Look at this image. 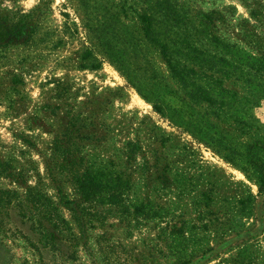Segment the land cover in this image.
<instances>
[{"label":"rangeland","instance_id":"374dc122","mask_svg":"<svg viewBox=\"0 0 264 264\" xmlns=\"http://www.w3.org/2000/svg\"><path fill=\"white\" fill-rule=\"evenodd\" d=\"M134 1L109 0L136 30ZM166 1L189 28L199 14L213 20L218 41L201 48L214 58L194 71L220 83L214 108L227 109V89L249 95L241 74L264 58V1ZM74 6L0 0V264H264L254 179L160 117L106 61L78 68ZM249 107L264 132V98ZM84 171L98 184L90 202L74 186Z\"/></svg>","mask_w":264,"mask_h":264},{"label":"trees","instance_id":"16d2710c","mask_svg":"<svg viewBox=\"0 0 264 264\" xmlns=\"http://www.w3.org/2000/svg\"><path fill=\"white\" fill-rule=\"evenodd\" d=\"M72 1L84 30L77 67L95 70L106 61L160 117L197 143L213 149L247 178L254 179L257 196H262L264 132H260L249 106L251 101L264 98V58L252 63L251 74H241L249 95L238 98L227 89V109L221 108L220 103L214 108L218 97L215 93L223 92L220 83L216 86L210 75L194 71L197 62L214 58L201 48L206 43L218 41L209 32L213 31L212 18L199 14L195 26L189 28L182 24L166 0H135V30L119 20V13L109 0ZM183 20L188 22V18ZM151 51L156 52L164 65L174 89L167 86L153 67ZM234 64L240 63L231 61L229 71L239 70ZM202 103L206 106L201 110ZM212 119L226 123L227 132ZM74 186L82 202L92 201L98 193V184L89 171L76 175Z\"/></svg>","mask_w":264,"mask_h":264}]
</instances>
